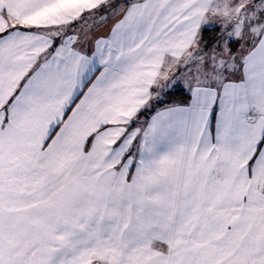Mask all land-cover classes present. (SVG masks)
Instances as JSON below:
<instances>
[{
	"label": "snow or ice",
	"instance_id": "snow-or-ice-1",
	"mask_svg": "<svg viewBox=\"0 0 264 264\" xmlns=\"http://www.w3.org/2000/svg\"><path fill=\"white\" fill-rule=\"evenodd\" d=\"M0 264H264V0H0Z\"/></svg>",
	"mask_w": 264,
	"mask_h": 264
},
{
	"label": "trees",
	"instance_id": "trees-1",
	"mask_svg": "<svg viewBox=\"0 0 264 264\" xmlns=\"http://www.w3.org/2000/svg\"><path fill=\"white\" fill-rule=\"evenodd\" d=\"M187 96V92L183 87H176L173 89L170 99L178 98L184 99Z\"/></svg>",
	"mask_w": 264,
	"mask_h": 264
},
{
	"label": "crops",
	"instance_id": "crops-1",
	"mask_svg": "<svg viewBox=\"0 0 264 264\" xmlns=\"http://www.w3.org/2000/svg\"><path fill=\"white\" fill-rule=\"evenodd\" d=\"M177 87H183V86L182 85H178ZM172 100H181V99L173 98Z\"/></svg>",
	"mask_w": 264,
	"mask_h": 264
}]
</instances>
